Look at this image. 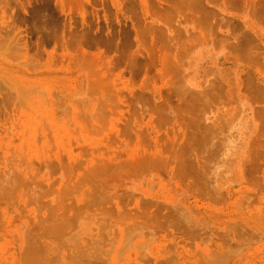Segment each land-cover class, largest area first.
Wrapping results in <instances>:
<instances>
[{"label": "rangeland", "instance_id": "obj_1", "mask_svg": "<svg viewBox=\"0 0 264 264\" xmlns=\"http://www.w3.org/2000/svg\"><path fill=\"white\" fill-rule=\"evenodd\" d=\"M219 2L0 0V264H264V0Z\"/></svg>", "mask_w": 264, "mask_h": 264}, {"label": "bare ground", "instance_id": "obj_2", "mask_svg": "<svg viewBox=\"0 0 264 264\" xmlns=\"http://www.w3.org/2000/svg\"><path fill=\"white\" fill-rule=\"evenodd\" d=\"M188 1V0H187ZM195 1V0H194ZM199 1V0H198ZM225 0H221V2H219V5L216 7L217 11L221 14V15H225L227 14L226 13V7H225V3H224ZM73 166V165H72ZM75 168V167H74ZM95 168V167H94ZM91 170V169H90ZM72 171V170H71ZM99 171V170H98ZM67 172V171H66ZM65 172V173H66ZM74 172V171H73ZM97 172V171H96ZM69 173V172H68ZM89 176V175H88ZM13 179V178H12ZM73 183V182H72ZM71 185V184H70ZM68 185V186H70ZM77 185V184H76ZM72 186V185H71ZM71 188V187H70ZM68 191V189H67ZM56 206H59V205H56ZM55 207V206H54ZM60 207V206H59ZM60 215V214H59ZM60 218V217H59ZM69 218V217H68ZM63 220V219H61ZM66 219H64L63 221H65ZM72 220V219H71ZM60 221V220H59ZM62 221V222H63ZM67 221V220H66ZM69 222V221H68ZM70 225V224H69ZM56 228V227H55ZM62 232V231H61ZM66 232V231H65ZM63 234V233H62Z\"/></svg>", "mask_w": 264, "mask_h": 264}]
</instances>
